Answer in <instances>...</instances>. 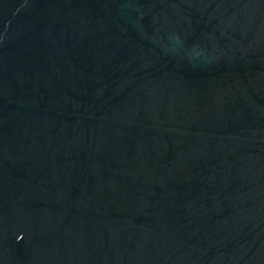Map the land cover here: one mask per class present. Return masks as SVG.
Instances as JSON below:
<instances>
[{
	"label": "water",
	"instance_id": "1",
	"mask_svg": "<svg viewBox=\"0 0 264 264\" xmlns=\"http://www.w3.org/2000/svg\"><path fill=\"white\" fill-rule=\"evenodd\" d=\"M0 264H264V0H0Z\"/></svg>",
	"mask_w": 264,
	"mask_h": 264
}]
</instances>
